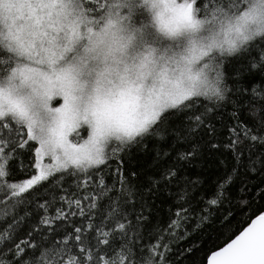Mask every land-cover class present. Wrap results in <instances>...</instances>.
Listing matches in <instances>:
<instances>
[{"label": "snow or ice", "instance_id": "1", "mask_svg": "<svg viewBox=\"0 0 264 264\" xmlns=\"http://www.w3.org/2000/svg\"><path fill=\"white\" fill-rule=\"evenodd\" d=\"M240 53L255 58L237 65V81L264 75V0H0V207L31 202L69 176L88 189L60 197L69 211L51 214L55 196L37 203L40 230L27 238L11 222L0 226V264H159L136 243L145 219L130 211L138 189L119 171V187L101 173L120 153L146 151L165 126L189 144L174 149L177 162H190L200 143L192 138L215 134L199 98L224 99L225 58ZM252 93L264 101L255 86ZM232 132L229 146L254 148L264 169V122L244 126L243 139ZM24 149L36 173L19 183L11 177ZM176 168L148 176L146 186L167 183ZM156 247L148 251L162 259ZM207 264H264V214Z\"/></svg>", "mask_w": 264, "mask_h": 264}, {"label": "trees", "instance_id": "2", "mask_svg": "<svg viewBox=\"0 0 264 264\" xmlns=\"http://www.w3.org/2000/svg\"><path fill=\"white\" fill-rule=\"evenodd\" d=\"M238 55L241 59L225 58L224 99L199 98L201 113L205 106L212 109L205 118L210 126H214L215 134L210 136L201 132L192 138L200 143L195 149L198 154L190 162H177L174 149L184 152L189 144L178 141L176 137L179 133L165 126L161 137H153L148 141L146 151L132 149L127 154L120 153L123 159L116 156L103 168L101 175L109 186L115 184L119 187L117 181L120 177L116 174L119 171L139 191L133 200L137 207L130 211L135 215L142 213L145 217L140 222L143 239L136 241L145 259L152 255V259L159 261V264H205L212 250L232 238L252 217L264 213V169L258 162L260 157L253 155L255 149L245 144L238 145V148L244 149L242 154L229 146V141L235 136L233 128L240 131L243 139L244 126L259 127L264 122V101L254 98L252 93L254 86L258 92H264V83H261L264 75L245 76L243 80L237 81L232 75L237 65L247 64L255 58L249 53ZM241 86L247 91H237ZM176 128H179V124ZM212 143L217 147L212 148ZM157 153L160 154L159 158ZM48 162L45 158V163ZM31 163H34V158L28 155L27 149L22 150L11 179L22 183L31 178L36 173L34 168L28 167ZM173 164L177 165L175 178H169L167 183L161 181L151 188L146 186L149 183L148 176ZM132 173H138L140 179ZM227 176H231V182H226ZM78 183L80 180L69 176L60 187L39 191L38 197L31 202L25 201L15 207H0V226L7 227L8 222H11L21 238H27L26 233L30 230L36 229L38 232V215L43 210L37 207V203H45L55 196L56 204L50 210L51 214H55L57 207L69 211L60 201L61 196L77 193L82 198L88 195L87 188L77 190ZM92 183L89 181L90 185ZM212 199H216L217 203L210 204ZM70 219L80 220L81 217ZM64 226L71 227L67 222L61 227ZM39 241L40 236L37 235ZM152 245H157L155 253H163L162 259L158 254L148 251Z\"/></svg>", "mask_w": 264, "mask_h": 264}, {"label": "water", "instance_id": "3", "mask_svg": "<svg viewBox=\"0 0 264 264\" xmlns=\"http://www.w3.org/2000/svg\"><path fill=\"white\" fill-rule=\"evenodd\" d=\"M261 214H264V213H261ZM258 215H260V214H258ZM258 215L252 217V218L250 219V221H249V222H248L243 228L247 227L248 224L251 222V220L254 219L255 217H257ZM243 228H242L240 231H242ZM240 231H238L235 235L239 234ZM235 235H234V236H235ZM234 236H233L232 238H234ZM232 238H230L227 242H229ZM227 242H225V243H224L223 245H221L220 247H218V248L212 250V251L208 254V256H207V258H206V262H205V264H207V259H208L209 255H210L212 252L218 250L219 248H222L223 246H225V244H226Z\"/></svg>", "mask_w": 264, "mask_h": 264}, {"label": "rangeland", "instance_id": "4", "mask_svg": "<svg viewBox=\"0 0 264 264\" xmlns=\"http://www.w3.org/2000/svg\"><path fill=\"white\" fill-rule=\"evenodd\" d=\"M49 159L47 158V161H48Z\"/></svg>", "mask_w": 264, "mask_h": 264}]
</instances>
